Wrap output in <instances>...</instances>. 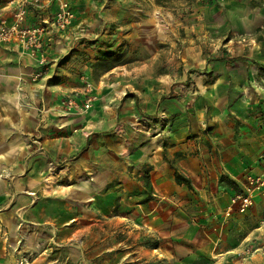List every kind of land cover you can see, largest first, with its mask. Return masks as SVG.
<instances>
[{
	"label": "crops",
	"instance_id": "crops-1",
	"mask_svg": "<svg viewBox=\"0 0 264 264\" xmlns=\"http://www.w3.org/2000/svg\"><path fill=\"white\" fill-rule=\"evenodd\" d=\"M58 1L30 12L29 20L50 21ZM66 1L75 11V2ZM10 17L2 3L0 19L10 21ZM72 28L57 42L44 41L46 57L54 59L65 52L62 39ZM36 60L15 43L0 45V229L9 235L12 251L32 253L30 264H193L192 255L201 245V227L193 222L197 207L201 199L206 207L212 206L207 175L242 179L248 165L236 167L233 161H242L241 155L261 138L249 101L236 98L245 70L239 67L233 75L212 69L216 76L208 83L206 78L193 77L195 85L207 92L196 104L208 107V115L220 113L231 101L237 111L248 109L246 120L240 121L244 133L234 141L227 132L234 130V119L212 116L223 120L211 134H204L199 127L200 121H206L204 109L194 112L189 103L187 115L184 82L190 75L170 83L142 80L137 105L136 99L124 96L134 88L142 68L120 69L116 74H125L124 80L91 82L89 110L68 112L62 100L72 97L83 105L84 83L67 81L62 89L70 93L61 95L60 85L49 86L47 79L36 84L27 81L26 94L21 78L35 70ZM198 64L200 69H211ZM225 64L219 68L229 69ZM206 142L222 154L216 164L204 155ZM176 173L187 178L192 188L177 184ZM204 214L208 215L206 208ZM253 214L259 218L257 211ZM181 226L188 228L180 238L176 231ZM4 233L0 232V241H5ZM182 239L189 246L177 244ZM247 240L242 238L234 247L225 237L223 242L204 239L206 264L236 263L235 253ZM252 249L247 264H264V227H254Z\"/></svg>",
	"mask_w": 264,
	"mask_h": 264
},
{
	"label": "rangeland",
	"instance_id": "rangeland-1",
	"mask_svg": "<svg viewBox=\"0 0 264 264\" xmlns=\"http://www.w3.org/2000/svg\"><path fill=\"white\" fill-rule=\"evenodd\" d=\"M73 2L77 10L74 11L76 22L75 25L72 24L73 28L68 36L62 39L65 52L54 59L46 57L43 50L35 55L28 53L37 59V66L21 78L22 91L25 93L30 89L26 86L27 81L36 84L42 79H47L49 86L60 85L57 89H61L63 95L70 93L62 89L67 81H74L79 85L80 82L124 80L125 74L116 73L120 72V69L135 67L142 68L141 75L134 78V88L127 89L124 97L136 99L137 104L140 100L138 93L142 89V80L152 78L164 79L168 83L178 82L187 74L190 75V82H184L187 84V100L184 104L187 115L189 103L192 104L194 112L198 113L204 109L206 121H200L199 124V127L204 129L200 132L204 134H211L216 124L223 119H234V130L228 129L227 132L228 136L236 141L237 136L244 133L240 121L246 120L243 116L248 113V109L241 110L239 107L240 110L237 111L231 101L220 113L211 112L208 115V107L196 104L207 92L201 89L199 84L195 85L193 77L203 80L206 78L207 82V79L216 76L212 69L232 72L233 75L240 72L239 67L242 71L245 70L246 78L242 79L240 84L242 91L240 93L237 90L241 95L236 98L238 101L246 97L249 101L248 106H251L254 122L259 125L258 136L261 138L253 148L247 149V153L241 155L242 161H233L236 167L248 165L242 179L237 181L226 174L207 175V190L213 193L212 206L206 207L204 199H201V207L198 204V214L193 222L198 224L197 229L201 227V234L198 236L201 245L200 250L192 257L193 264H206L205 243L221 242L225 237L227 243L236 247L242 238H248L245 246L235 253L236 263L235 260H223L224 262L220 263L247 264L253 254L252 231L256 226L264 227V0H194L193 3H188L189 0H165L163 6L156 5L155 0ZM2 3L6 5L7 0H0V6ZM137 22L141 24L138 25ZM66 34L65 31L51 30L49 41L57 42ZM237 57L246 59L225 62V59ZM200 62L206 63L211 69H200ZM221 63H226L229 69L219 68ZM52 65H55L54 71L50 73L49 68ZM71 77L74 80H71ZM221 115L223 119L220 117L216 121L212 120V116ZM223 139L226 141L229 138L224 136ZM34 143L41 147L39 142ZM229 144L225 142V145ZM239 145L241 146V143ZM206 146L204 155H207L209 163L216 164L221 158V152H218V148L212 151L213 146L208 142ZM239 197L249 200L244 209ZM204 208L207 209L208 215L204 214ZM255 211L258 213V219L253 214ZM181 219L188 220L183 217ZM187 228L181 226L180 230L176 231L177 234L180 232V238ZM0 232L4 233L3 227ZM205 234H208V237H205ZM4 238L5 241H0V262L13 264L20 260L19 264H30L33 261L32 253L26 256L14 253L12 242L8 240L9 235L4 233ZM151 239L149 237L147 241ZM204 239H207V242L204 243ZM177 244L189 246L183 239Z\"/></svg>",
	"mask_w": 264,
	"mask_h": 264
},
{
	"label": "built area",
	"instance_id": "built-area-1",
	"mask_svg": "<svg viewBox=\"0 0 264 264\" xmlns=\"http://www.w3.org/2000/svg\"><path fill=\"white\" fill-rule=\"evenodd\" d=\"M56 0H7L6 7L11 12L10 21L0 19V45L15 43L23 51L35 55L42 53L44 41L51 40V30L67 31L73 24L75 14L66 0L57 2L56 11L51 21L44 24L33 23L29 20L32 12L39 11L46 5ZM31 12V13H30ZM93 91L92 83H84L85 101L83 105L77 103L72 97L63 99V107L68 111L82 112L91 108ZM264 183V182H263ZM241 199V197H239ZM242 209L248 204L249 200L243 198Z\"/></svg>",
	"mask_w": 264,
	"mask_h": 264
},
{
	"label": "trees",
	"instance_id": "trees-1",
	"mask_svg": "<svg viewBox=\"0 0 264 264\" xmlns=\"http://www.w3.org/2000/svg\"><path fill=\"white\" fill-rule=\"evenodd\" d=\"M164 1L165 0H155L156 5H158V6H163V2ZM193 2H194V0H189L188 3H193ZM242 59L243 58H241V57H237L235 59L228 60V62H235V61H239V60H242ZM175 181L179 185H185L188 189L192 188L191 182L187 178H185L184 176H182V175H180L178 173H176Z\"/></svg>",
	"mask_w": 264,
	"mask_h": 264
},
{
	"label": "bare ground",
	"instance_id": "bare-ground-1",
	"mask_svg": "<svg viewBox=\"0 0 264 264\" xmlns=\"http://www.w3.org/2000/svg\"><path fill=\"white\" fill-rule=\"evenodd\" d=\"M27 58V57H26Z\"/></svg>",
	"mask_w": 264,
	"mask_h": 264
}]
</instances>
